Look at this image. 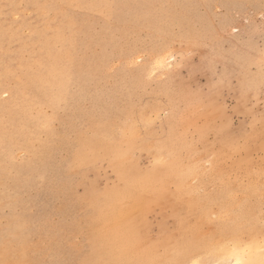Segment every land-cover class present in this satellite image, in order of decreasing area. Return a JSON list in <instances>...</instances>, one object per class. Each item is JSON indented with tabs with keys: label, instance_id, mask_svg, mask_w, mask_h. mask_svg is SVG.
Returning <instances> with one entry per match:
<instances>
[{
	"label": "rangeland",
	"instance_id": "374dc122",
	"mask_svg": "<svg viewBox=\"0 0 264 264\" xmlns=\"http://www.w3.org/2000/svg\"><path fill=\"white\" fill-rule=\"evenodd\" d=\"M253 242L264 0H0V264H234Z\"/></svg>",
	"mask_w": 264,
	"mask_h": 264
},
{
	"label": "bare ground",
	"instance_id": "6f19581e",
	"mask_svg": "<svg viewBox=\"0 0 264 264\" xmlns=\"http://www.w3.org/2000/svg\"><path fill=\"white\" fill-rule=\"evenodd\" d=\"M233 251L236 255L234 264H247L248 261L253 260L264 263V246L258 242L250 243L243 248L234 249Z\"/></svg>",
	"mask_w": 264,
	"mask_h": 264
}]
</instances>
